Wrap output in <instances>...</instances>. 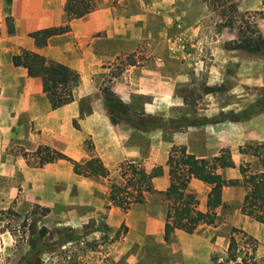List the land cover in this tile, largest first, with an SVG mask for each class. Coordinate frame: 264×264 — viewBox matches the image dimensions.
Segmentation results:
<instances>
[{
  "label": "rangeland",
  "instance_id": "374dc122",
  "mask_svg": "<svg viewBox=\"0 0 264 264\" xmlns=\"http://www.w3.org/2000/svg\"><path fill=\"white\" fill-rule=\"evenodd\" d=\"M96 7H109L134 33L149 35L104 62L97 78L91 77L88 96H82V78L76 84L82 111L83 102H90L109 122L103 93L121 100L126 117L117 113L119 123L110 124L133 156L107 168L105 178L74 174L55 182L36 170L52 161L36 158L34 144L21 136L24 125L39 132L33 123L24 114L16 119L13 109V125L0 117V264H225L232 228L238 229L233 233L238 261L254 245L256 264H264V224L239 211L245 186L238 170L243 165L247 174L264 172V49H229L234 24L226 18L221 26L202 0H99ZM263 7V0L237 3V14H251L264 37ZM114 42L104 46L119 47ZM131 62L136 68L121 77ZM117 80H132L133 89L114 88ZM84 145L92 155L91 135ZM172 148L205 158L221 148L229 151L235 167L219 171L229 183L191 179L184 191L201 210L208 200H220L214 226L186 234L165 221L167 201L159 192L174 186L177 172L166 163ZM156 165L163 174L147 181ZM130 170L145 191L142 200L130 197L122 211L109 204L107 193Z\"/></svg>",
  "mask_w": 264,
  "mask_h": 264
},
{
  "label": "crops",
  "instance_id": "0c3cea01",
  "mask_svg": "<svg viewBox=\"0 0 264 264\" xmlns=\"http://www.w3.org/2000/svg\"><path fill=\"white\" fill-rule=\"evenodd\" d=\"M64 2L65 0H0V56H3L0 60L1 122L13 125L14 119L9 115L13 109L16 119L24 114L28 122L33 123L36 131H39L32 132L27 125L22 129L23 140L34 144L35 149L47 146L78 162L98 157L106 168H111L122 160L130 159L133 152L122 146V135L113 131L112 124L102 113L103 110L100 112L94 104L90 106V102L84 101L86 112L82 111L81 98L79 99L76 89L77 79L82 78L86 87L82 96H88L91 77L97 78L95 75L101 71V65L108 60L114 61L134 43H140L149 35L134 33L132 25L124 23L120 16L113 15L109 7H96L83 17L72 19L67 33L51 37L44 47H35L30 35L32 32L65 23ZM6 16L12 18V34L8 33ZM143 25L145 29L146 23ZM111 39L118 41L114 43L119 47L113 46L111 50L105 47L104 43ZM99 43L102 44L98 48L95 45ZM20 49H28L48 60L62 63L71 77L73 101L52 109L40 79L29 76L24 68L12 65L11 56ZM134 68V64H129L121 77ZM133 83L132 80L128 83L117 80L113 87H122L127 91L133 89ZM75 119L77 127L74 126ZM89 135L94 145L92 155L84 145ZM1 143L0 141V148L3 146ZM20 166L23 167V164ZM36 170L39 173H49L55 182L61 179L72 180L74 176L72 165L66 160H53L39 165Z\"/></svg>",
  "mask_w": 264,
  "mask_h": 264
},
{
  "label": "trees",
  "instance_id": "16d2710c",
  "mask_svg": "<svg viewBox=\"0 0 264 264\" xmlns=\"http://www.w3.org/2000/svg\"><path fill=\"white\" fill-rule=\"evenodd\" d=\"M202 1L221 18V26L228 22V20H225L226 18L234 24L236 34L235 38L227 44L229 49L244 50L251 53L264 49V37L255 20L251 17L252 15L248 13L237 14L238 0ZM98 2L99 0H65L63 5L65 23L44 27L32 32L30 35L35 47H44L51 37L67 33L70 30L69 22L95 10ZM257 13L262 14L263 10L257 11ZM5 24L9 32L13 30L10 16L5 17ZM11 63L15 67L26 69L29 76H36L40 79L52 109L73 101L71 77L62 63L48 60L45 56L28 49H20L13 53ZM102 100L112 124L119 123V117L115 116L117 113L118 115L122 113L121 118L125 119V108L121 100L116 98L112 92H104ZM75 126L77 127L76 124ZM32 154L41 161L66 160L71 163L75 175L100 178L108 176V169L98 157H91L84 162H78L47 146H38ZM166 163L177 172V175L172 190L159 192L163 194L164 199L167 201L164 214L165 221L173 228L186 234H192L202 224L214 226L217 223L215 208L220 204V200H208L207 209L201 210L197 207L196 200L184 196V191L191 179L207 184L229 183V181L227 182L222 178L219 172L224 168L235 167L229 151L221 148L216 155L205 158L196 157L183 148H172L168 153ZM238 170L245 186V193L239 211L253 221L264 224V172L258 171L247 174V170L243 165H240ZM162 174L163 168L156 165L150 169L145 179L149 181ZM123 180V184H110L107 200L110 205L126 211L130 205V197L142 200L145 188L140 177L131 170L123 173ZM36 207H39V205L36 204ZM41 209L43 214L49 211L48 207H42ZM235 231H238V229L232 228L226 249L225 264H256V258L253 254L254 245L250 248V252H245L244 256L238 261L237 244L233 236ZM248 239L250 242L254 241L251 236H248Z\"/></svg>",
  "mask_w": 264,
  "mask_h": 264
}]
</instances>
